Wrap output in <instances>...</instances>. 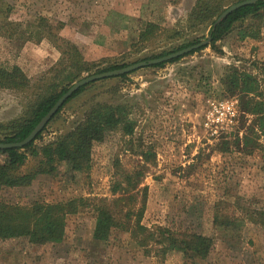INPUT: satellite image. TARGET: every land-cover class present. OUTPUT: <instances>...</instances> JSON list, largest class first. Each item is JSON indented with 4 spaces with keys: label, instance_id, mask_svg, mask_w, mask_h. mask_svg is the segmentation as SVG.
<instances>
[{
    "label": "rangeland",
    "instance_id": "rangeland-1",
    "mask_svg": "<svg viewBox=\"0 0 264 264\" xmlns=\"http://www.w3.org/2000/svg\"><path fill=\"white\" fill-rule=\"evenodd\" d=\"M194 3L0 0V65L18 66L37 90L57 69L66 45L75 46L90 66L77 80L109 64L128 65L162 51L175 52L188 39L203 35L202 41L208 35L207 26L186 30ZM148 22L158 30L140 40ZM44 24L52 28L41 29ZM174 28L180 38L171 40L162 32ZM215 45V50L198 48L159 67L97 80L64 104L36 145L68 131L96 101L129 103L133 132H111L93 143L84 172L71 173L61 163L29 186L3 189L1 199L12 204L86 201L66 215L60 241L40 249H31L25 240L0 241V264H182L181 252L170 250L159 257L155 248H142L121 229H113L106 242L92 239L93 205L116 196L110 190L116 182L127 186L122 173L136 181L138 196L146 188L141 225L210 236L212 249L203 264H264V228L247 218L250 211L264 212V136L258 137L257 146H247L250 153L241 144L236 147L235 136L241 138L254 117L220 83L226 68L245 70L257 79L264 103V26L255 38H241L235 28ZM27 99L22 92L0 89V122L19 116ZM215 210L234 217V223L214 225Z\"/></svg>",
    "mask_w": 264,
    "mask_h": 264
},
{
    "label": "trees",
    "instance_id": "trees-1",
    "mask_svg": "<svg viewBox=\"0 0 264 264\" xmlns=\"http://www.w3.org/2000/svg\"><path fill=\"white\" fill-rule=\"evenodd\" d=\"M238 1L240 0H195L186 19V30L195 32L207 26V36L210 37L209 43L199 49L209 46L215 50V43L235 28L241 38L259 36L260 28L264 26L263 0H256L254 3L239 7L213 25L217 16L228 5ZM43 26L41 29L52 28L47 24ZM156 30H158V25L148 22L140 31L138 38L146 40ZM162 32L169 34L171 40L182 36L181 32L175 28L163 29ZM202 38L203 35L188 39L178 45L176 50L196 44ZM173 51H162L138 60L157 58ZM61 52L62 58L58 61L57 69L53 67L52 75L46 79L44 84L36 86L37 90L33 89L28 77L18 66L3 67L0 65V89L22 92L28 96L19 116L0 122V143H15L24 139L82 72L90 70L89 64L82 61L81 53L72 44L66 45ZM179 58H173L169 62ZM164 63L152 66L159 67ZM124 66L126 65L109 64L96 69L95 73ZM123 76L126 74L118 75V77ZM220 83L225 93L238 96L240 109L254 117L252 124L246 127L244 135L241 138L236 135L234 142L237 148L241 144L240 149L245 150V153H250L247 148L251 147L247 146H250V143L257 146L255 142L258 137L264 136V103L260 100L259 83L251 73L235 67L225 69L220 77ZM87 85L78 88L67 98L51 119L57 115L65 103L81 94ZM130 108L129 103L96 101L89 105L77 124L50 141L40 145L35 144L47 123L34 139L23 147L0 148V193L6 188L29 186L37 175L53 174L61 163L67 165L71 173L84 172L90 162L93 143L102 142L111 132H120L123 135L132 134L134 122L128 118ZM254 126H257L259 134ZM29 159L32 162L26 167ZM121 176L127 186L121 187V183L116 182L110 189L111 193L116 196L110 199L100 198L93 205L95 222L92 239L98 243L106 242L113 229H121L129 232L132 240L142 248H155L159 257H164L168 251L175 250L181 252L182 264H203L212 249V238L202 233L186 231L175 233L165 227L150 229L141 225L146 188L143 187L138 196V190L134 191L136 181L131 182L132 177L127 173H122ZM131 190L133 192L129 193ZM138 197H140L139 200ZM85 201L84 199H70L55 203L34 202L30 205H20L5 202L0 197V241L25 240L31 249H40L47 243L60 241L64 236L66 215L75 213L80 206L85 204ZM247 218L264 228V212L250 211ZM234 219L230 215L215 210L212 222L214 225L227 227L234 223Z\"/></svg>",
    "mask_w": 264,
    "mask_h": 264
},
{
    "label": "water",
    "instance_id": "water-1",
    "mask_svg": "<svg viewBox=\"0 0 264 264\" xmlns=\"http://www.w3.org/2000/svg\"><path fill=\"white\" fill-rule=\"evenodd\" d=\"M264 1V0H263ZM256 2V0H241L235 3H232L228 5L215 19L213 25L216 23L220 22L223 20L228 14H230L232 11L236 10L239 7H242L247 4H251ZM210 37L207 36L204 40L199 41L196 44L190 45L188 47L179 49L175 52L168 53L166 55L153 58V59H148V60H142L138 61L135 63L128 64L124 67L110 70V71H104L100 73H93L90 75H87L76 82H74L68 89L56 100L54 105L48 110V112L40 119V121L35 125V127L32 129V131L21 141L15 142V143H0V148H11V147H23L30 141L34 139V137L43 129V127L48 123V121L51 119V117L56 113V111L63 105L65 100L69 98L78 88L87 85L89 83H92L94 81L108 78V77H113V76H118L122 74H127L131 71H134L136 69L148 66V65H153V64H158L161 62L168 61L170 59L180 57L190 51H193L195 49H198L204 45H207L209 43Z\"/></svg>",
    "mask_w": 264,
    "mask_h": 264
},
{
    "label": "crops",
    "instance_id": "crops-1",
    "mask_svg": "<svg viewBox=\"0 0 264 264\" xmlns=\"http://www.w3.org/2000/svg\"><path fill=\"white\" fill-rule=\"evenodd\" d=\"M179 9H180V8L177 7V10H179ZM180 10H181V9H180ZM180 10H179V12H180ZM178 17H181V13L178 14ZM20 263H21V261H20ZM21 264H22V263H21Z\"/></svg>",
    "mask_w": 264,
    "mask_h": 264
}]
</instances>
